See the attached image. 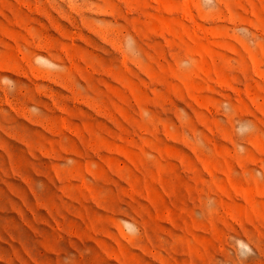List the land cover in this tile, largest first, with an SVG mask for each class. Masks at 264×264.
I'll list each match as a JSON object with an SVG mask.
<instances>
[{
  "label": "rangeland",
  "instance_id": "rangeland-1",
  "mask_svg": "<svg viewBox=\"0 0 264 264\" xmlns=\"http://www.w3.org/2000/svg\"><path fill=\"white\" fill-rule=\"evenodd\" d=\"M0 264H264V0H0Z\"/></svg>",
  "mask_w": 264,
  "mask_h": 264
},
{
  "label": "bare ground",
  "instance_id": "bare-ground-1",
  "mask_svg": "<svg viewBox=\"0 0 264 264\" xmlns=\"http://www.w3.org/2000/svg\"><path fill=\"white\" fill-rule=\"evenodd\" d=\"M125 64V63H124Z\"/></svg>",
  "mask_w": 264,
  "mask_h": 264
}]
</instances>
